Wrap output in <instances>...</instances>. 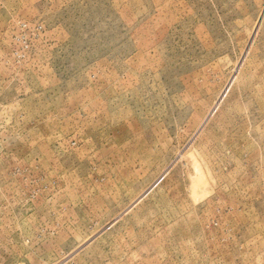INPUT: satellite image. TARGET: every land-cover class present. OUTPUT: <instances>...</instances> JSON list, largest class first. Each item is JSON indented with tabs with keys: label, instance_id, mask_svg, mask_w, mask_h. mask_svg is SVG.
I'll list each match as a JSON object with an SVG mask.
<instances>
[{
	"label": "rangeland",
	"instance_id": "1",
	"mask_svg": "<svg viewBox=\"0 0 264 264\" xmlns=\"http://www.w3.org/2000/svg\"><path fill=\"white\" fill-rule=\"evenodd\" d=\"M0 264H264V0H0Z\"/></svg>",
	"mask_w": 264,
	"mask_h": 264
}]
</instances>
